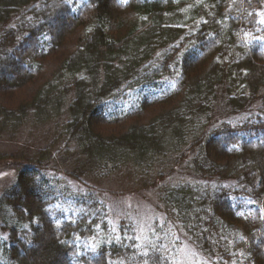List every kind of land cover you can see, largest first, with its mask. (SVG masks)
I'll return each mask as SVG.
<instances>
[{
	"label": "trees",
	"instance_id": "1",
	"mask_svg": "<svg viewBox=\"0 0 264 264\" xmlns=\"http://www.w3.org/2000/svg\"><path fill=\"white\" fill-rule=\"evenodd\" d=\"M263 4L0 0V131L31 110L48 121L70 95L64 145L76 141L88 169L139 166L178 151L205 118L192 146L200 182L166 188L164 203L212 264H264ZM177 15L186 22L171 23ZM137 87L136 102L111 108ZM216 100L237 118L210 130ZM48 158V148L22 154L0 197V264H176L162 238L142 244L125 221L116 234L105 207L59 188Z\"/></svg>",
	"mask_w": 264,
	"mask_h": 264
},
{
	"label": "rangeland",
	"instance_id": "2",
	"mask_svg": "<svg viewBox=\"0 0 264 264\" xmlns=\"http://www.w3.org/2000/svg\"><path fill=\"white\" fill-rule=\"evenodd\" d=\"M260 14L263 18L264 4ZM193 16L185 15L189 19ZM187 18L180 19V15H177L171 23L186 22ZM158 57L159 52H156V58ZM157 63L159 62L154 61L152 68L158 67ZM70 79L71 75L67 74L65 83H61L60 87L64 88ZM67 92L70 94V90ZM141 95V87H137L120 96H112L109 102L111 108L115 107L120 111L136 102ZM69 98L70 95H66L61 113L48 121L36 120L34 110H31L27 114L26 123L16 132L0 131V156L6 155L4 158L0 157V197L15 180V166L23 160L22 154L26 157L36 156L40 150L48 148V174L54 178L58 187L68 192L88 194L98 206L105 207L113 232L119 234L122 221H125L126 227L134 232L142 244H150L162 238L164 245L168 244L174 254L176 252V264H212L190 240L181 222L172 216L164 203L166 188L176 187L183 182H200V178L194 174L192 162L200 147L197 145L193 149L192 146L196 137L203 130L205 132L204 124L207 120L203 118L189 127L185 137L187 141L179 146L178 151L174 147H168L157 156V160L148 164L137 166L122 163L115 167L111 163L101 167L91 163V169H88L89 160L81 155L77 142L71 140L64 145L67 138L60 135L61 131L67 133L66 124L70 120ZM211 115L213 121L209 125L210 130L221 122L233 123L237 118L229 106L217 100Z\"/></svg>",
	"mask_w": 264,
	"mask_h": 264
}]
</instances>
